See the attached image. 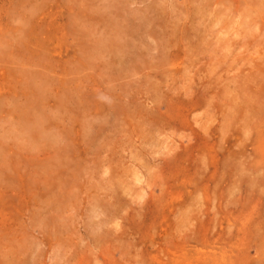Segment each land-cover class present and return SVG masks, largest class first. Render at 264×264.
Instances as JSON below:
<instances>
[{
	"label": "rangeland",
	"instance_id": "374dc122",
	"mask_svg": "<svg viewBox=\"0 0 264 264\" xmlns=\"http://www.w3.org/2000/svg\"><path fill=\"white\" fill-rule=\"evenodd\" d=\"M0 264H264V0H0Z\"/></svg>",
	"mask_w": 264,
	"mask_h": 264
},
{
	"label": "bare ground",
	"instance_id": "6f19581e",
	"mask_svg": "<svg viewBox=\"0 0 264 264\" xmlns=\"http://www.w3.org/2000/svg\"><path fill=\"white\" fill-rule=\"evenodd\" d=\"M256 6H257V5H256ZM256 6H255V7H256ZM151 15H152V14H151ZM258 28H259V27H258Z\"/></svg>",
	"mask_w": 264,
	"mask_h": 264
}]
</instances>
